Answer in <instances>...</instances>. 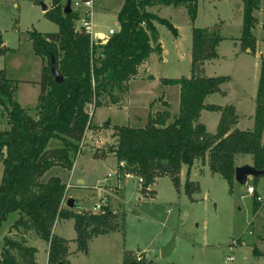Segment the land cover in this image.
I'll return each mask as SVG.
<instances>
[{
	"label": "trees",
	"instance_id": "1",
	"mask_svg": "<svg viewBox=\"0 0 264 264\" xmlns=\"http://www.w3.org/2000/svg\"><path fill=\"white\" fill-rule=\"evenodd\" d=\"M51 1L52 9L45 15L58 26V32H29L33 53L42 62L40 81L26 82L40 86L34 110L25 109L17 102L20 81L10 79L5 69L0 70V118H5L8 124V129L0 131L3 165L0 229L11 214H18L8 231L15 236L4 237L0 264H37L38 250L29 246L25 238L30 233L48 245L49 264H70V241L53 231L60 221L74 222L77 252L88 251L89 242L96 237L124 231L125 214L108 204L98 213L65 208L67 185L59 176H52L46 182L42 177L55 167L72 171L87 132L94 129V114L90 108L118 106L139 68L152 53H161V44L153 46L152 43L157 38L156 24L177 36L176 28L168 20L147 9L186 6L194 20L198 3V0H124L117 15L119 31L105 44H96L85 29L76 27L79 17L75 12L64 13L71 0ZM241 1V48L255 53L256 38L252 31L257 24L254 12L259 9V0ZM221 41L223 38L214 31L193 28L191 76L160 79L162 87L179 88L177 114L172 115L170 103L166 101L162 103L165 109L149 115L143 127L115 126L116 144L109 148V153H97L94 158L115 156L118 177L140 178L145 190L157 179L167 177L180 193L181 172L187 167L185 192L191 201L199 188L189 178L196 162L207 163L211 173L219 175L230 187L235 181L238 155L251 156L252 166L264 170V58H261L255 98L254 127L240 130L236 128L239 116L233 105L206 103L211 95H224L221 87L230 81L228 76L202 74L204 64L219 57L217 49ZM2 43L0 36V46ZM8 51L0 48V57ZM53 63L63 78L62 83L54 79ZM203 111L220 114L215 134L209 133L199 121ZM108 125L104 127L109 128ZM52 140L58 141L60 146L50 148ZM259 208L256 201L255 211ZM253 255L262 256L256 247ZM123 264L159 263L125 252Z\"/></svg>",
	"mask_w": 264,
	"mask_h": 264
},
{
	"label": "rangeland",
	"instance_id": "2",
	"mask_svg": "<svg viewBox=\"0 0 264 264\" xmlns=\"http://www.w3.org/2000/svg\"><path fill=\"white\" fill-rule=\"evenodd\" d=\"M71 1L74 3L77 0ZM41 2L49 10L52 9L51 0H0V36L3 41L0 48L9 49L0 57V70L5 69L10 79L20 81L17 102L20 100L23 108L30 110L37 106L40 86L26 82L40 81L42 65L41 59L33 53L29 32L35 30L51 34L59 30L42 11ZM92 2L94 33L103 34L107 41L110 29L119 31L117 15L124 0ZM71 9L74 12L72 6ZM86 11L88 9L81 5L76 13L79 17L76 23L78 29L84 23ZM147 11L168 20L176 28L177 36L157 23V38L152 43L153 46L161 44V53H152L139 68L136 79L129 83V90L118 106L109 105L96 110L90 108L94 114V129L86 136L83 150L76 158L72 185L67 184V198L77 200L78 212L94 210L96 205H103L101 201L104 199L111 208L125 214L124 231L92 239L86 252H77L74 242L77 234L72 220L57 222L54 232L70 241V264H123L125 252L137 257L143 254V257L159 264H264V177H250L246 186L234 181L230 187L219 175L211 173L207 163L199 161L190 172V180L199 187L192 195L194 201H191L185 192L186 168L182 169L180 176V193L167 177L157 179L146 190L147 193L139 184V178L127 176L123 180L118 177L115 156L94 158L97 153H109V148L116 144L115 126L143 127L149 115L165 109L162 103L166 101L170 103L172 115L177 114L179 88L162 87L160 79L191 76L193 28H207L214 32L218 30V34L224 38L217 49L219 57L207 61L202 74L208 77L228 76L230 81L221 87L224 95L214 94L208 97L206 103L233 105L239 115L255 109L261 58L264 55V0H259V9L254 12L257 18L252 31L256 38L255 53L240 47L243 15L241 0H198L194 20L186 6H156ZM219 119V113L205 111L199 121L209 133L215 134ZM105 124L110 127L105 128ZM253 126L254 120L243 118L239 129L252 130ZM6 129V119L0 118V131ZM49 146L59 147L60 143L52 140ZM246 162L251 164L252 157H236L239 167L246 165ZM56 172L60 173L64 182L69 183L68 172ZM52 176L57 174L49 173L42 181L46 182ZM77 180H84L86 188L79 189L83 185H78ZM249 186L255 189L254 195L248 194ZM88 192L95 194L94 199H89ZM258 198H261L260 202ZM256 201L260 205L258 211H255ZM17 218L18 214H11L2 224L0 254L4 237L15 236L8 231ZM25 238L29 246L38 249L37 264H49L45 242L33 233ZM171 241H174L173 248L163 257L162 249ZM254 247L262 256L253 255Z\"/></svg>",
	"mask_w": 264,
	"mask_h": 264
},
{
	"label": "water",
	"instance_id": "3",
	"mask_svg": "<svg viewBox=\"0 0 264 264\" xmlns=\"http://www.w3.org/2000/svg\"><path fill=\"white\" fill-rule=\"evenodd\" d=\"M41 9L44 13H47L49 11L48 6H46L44 4V2H41ZM71 12H72L71 1H69L67 6H66L64 13L69 14ZM215 32H216V34H218V30H216ZM263 58H264V56H263ZM51 71H52V74L54 76L56 83H62L63 78L58 73L54 63L52 64V70ZM262 176H264V170H257L251 165H244V166L236 167L234 179H235V182L240 184L241 186H246L248 178H250V177L251 178H259ZM142 194H144V193H142ZM77 206L78 205H77L76 200H74L72 198L68 199L66 201V207L68 209L74 210V209H77ZM173 245H174V241H171L166 247H164L162 249V256L163 257L167 256L170 253L171 249L173 248Z\"/></svg>",
	"mask_w": 264,
	"mask_h": 264
},
{
	"label": "built area",
	"instance_id": "4",
	"mask_svg": "<svg viewBox=\"0 0 264 264\" xmlns=\"http://www.w3.org/2000/svg\"><path fill=\"white\" fill-rule=\"evenodd\" d=\"M81 5H83L86 9H88V11L85 12V19H84V23L80 28H83L87 31V33H89L92 37V39L95 41L96 44H105L106 40H104V36L103 34L100 33H94V25L91 21V10L93 7V2L92 0H77L76 2H72L71 1V6L74 9L75 13L79 12V9L81 7ZM117 31H114L113 29H110L108 31V36L111 37L113 36ZM95 35V36H94ZM139 184L142 185L143 184V180L139 178ZM102 188V187H101ZM247 192L249 195H254L255 194V189L251 186H249L247 188ZM257 201H261V198H258ZM95 213L98 212H103V205H96L94 208Z\"/></svg>",
	"mask_w": 264,
	"mask_h": 264
},
{
	"label": "crops",
	"instance_id": "5",
	"mask_svg": "<svg viewBox=\"0 0 264 264\" xmlns=\"http://www.w3.org/2000/svg\"><path fill=\"white\" fill-rule=\"evenodd\" d=\"M241 23H242V20H241ZM264 24V23H263ZM223 38V37H222ZM226 39V38H225ZM240 39V38H239ZM223 40H224V38H223ZM239 42H240V40H239ZM241 45V44H240ZM241 47V46H240ZM264 56V55H263ZM41 65H42V62H41ZM225 94H226V92H225ZM212 96V95H211ZM210 97V96H209ZM256 98V97H255ZM208 99V98H207ZM207 99H206V101H207ZM18 103L22 106V107H24L23 106V104L21 103V101L19 100L18 101ZM235 107V106H234ZM235 109H236V107H235ZM203 112H205V111H203ZM202 112V113H203ZM236 113H237V109H236ZM254 113H255V109L253 108L252 110H251V112H249V113H247V114H242V115H239V114H237L238 116H239V122H238V124H237V126H236V128H238L239 129V125H240V121L243 119V118H249V119H251V120H253V116H254ZM202 115V114H201ZM201 118V117H200ZM254 127V126H253ZM240 130H242V129H240ZM91 132V130L90 131H88L87 132V134H86V136L88 135V133H90ZM86 141V140H85ZM84 141V142H85ZM244 164H246V165H251L252 166V164L253 163H244ZM236 166L237 167H239V165L238 164H236ZM1 167H3L2 166V163H1V161H0V182H1V179H2V175H3V170H2V168ZM74 168H75V165H74V167H73V169H72V171H66V170H63V169H61V168H59V167H55V168H53V169H51L49 172H47L43 177H42V180L49 174V173H52V172H55V174H57V176H59L60 178H61V180H62V182L64 183V184H70V185H72L71 184V178H72V174H73V171H74ZM183 168H186L187 169V167H183ZM57 170H61L62 172H68V175H69V178H68V182L69 183H66V182H64L63 181V179H62V177H61V175H60V173H58V172H56ZM182 173V172H181ZM49 179V178H48ZM47 179V180H48ZM82 182V183H81ZM78 185H83V186H81V187H79V189H83V188H86L85 186H84V180H82V181H80V180H77V182H76ZM89 194H88V196H89V199L90 200H92V199H94L93 197H95L94 195V193H90V192H88ZM95 199H98V200H102V198H95ZM67 200H68V198H67ZM76 202H77V200H76ZM102 203H103V205L105 206L106 204H108V202H105L104 201V199L101 201ZM77 205H78V203H77ZM84 210H88V209H84ZM91 211H94V210H91ZM54 231V230H53ZM54 234H55V232H54ZM38 240V239H37ZM45 245H46V247H47V249H48V245L45 243ZM30 246H32V247H34L33 245H30ZM36 248V247H35ZM37 249V248H36ZM38 250V249H37ZM141 255V254H140ZM145 255V254H144ZM142 257H143V254L141 255ZM145 258H146V256H145ZM147 259V258H146Z\"/></svg>",
	"mask_w": 264,
	"mask_h": 264
}]
</instances>
